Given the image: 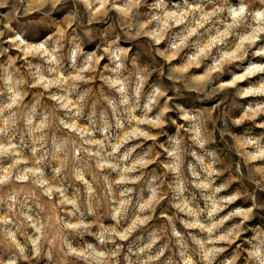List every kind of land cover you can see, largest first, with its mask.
Instances as JSON below:
<instances>
[{
  "label": "clouds",
  "instance_id": "9594fccd",
  "mask_svg": "<svg viewBox=\"0 0 264 264\" xmlns=\"http://www.w3.org/2000/svg\"><path fill=\"white\" fill-rule=\"evenodd\" d=\"M0 264H264V0H0Z\"/></svg>",
  "mask_w": 264,
  "mask_h": 264
}]
</instances>
